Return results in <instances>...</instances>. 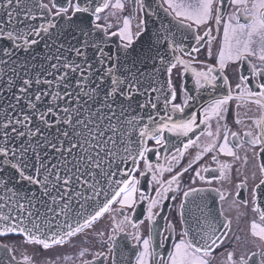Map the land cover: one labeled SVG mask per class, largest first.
Returning <instances> with one entry per match:
<instances>
[{
	"label": "snow or ice",
	"instance_id": "1",
	"mask_svg": "<svg viewBox=\"0 0 264 264\" xmlns=\"http://www.w3.org/2000/svg\"><path fill=\"white\" fill-rule=\"evenodd\" d=\"M198 181L233 186L244 235ZM10 234L37 248L22 264H264V0H0Z\"/></svg>",
	"mask_w": 264,
	"mask_h": 264
},
{
	"label": "flooded vegetation",
	"instance_id": "2",
	"mask_svg": "<svg viewBox=\"0 0 264 264\" xmlns=\"http://www.w3.org/2000/svg\"><path fill=\"white\" fill-rule=\"evenodd\" d=\"M45 2H47V0H45ZM201 58L203 59V51L201 53ZM190 85H191V81L189 80V86ZM233 107H234V105H233ZM243 112H244V110L241 109V113H242L241 118L245 120V124L250 123V121H248L247 118L243 116ZM254 112H255V108L253 107V111L250 112L249 115H252ZM228 123H229V126L231 127V129L233 131L242 132L243 130H245L243 128V126L237 125V124L234 123V112L229 114ZM201 128H203V126H201ZM214 129H215V122H213V130ZM201 142H206V137H201ZM197 151H199V149L190 148L188 153L186 154L185 160L182 161L181 164L182 165L185 164L187 162V160L191 159L195 155V153ZM241 155H243V152H241ZM219 159L221 161L227 160L228 162H231V158H228V157L219 156ZM161 162H163V161H161ZM200 165H206V166H208L210 168H213V169L216 168V164L211 160V154H206V156L202 159V161H200L197 165H194V168L198 167ZM216 174L218 175V173H216ZM169 175L170 174L165 173L164 178L168 179ZM189 175H191V173L185 174V176L182 178V187H187L190 184ZM205 175L210 177L212 175V173H208V174H205ZM249 176H250V173H249ZM236 182H239V181L237 180ZM144 186H146V183L144 184ZM195 186H197V187H218L222 191H224L226 196H227V199L222 202V201L219 200L218 195L213 193V194H211L209 196V204H210V206L213 205L214 213H217V216H219V212L222 210L223 213H224V216H226L229 219L233 220V225H232L233 232H235L236 234H239V235H244L246 233L247 228H248V219L247 218H242V220L239 223V228L243 229L244 232H237L238 225H237V221H236V211H235V209L230 208V206H229L230 205V201H231V199L233 197L228 195V193L232 192L234 194L233 186L231 184L224 183V182H221V181H213L212 185H206V184H203L202 182L198 181ZM242 195L246 197L247 193L246 192H242ZM212 201H215V204H212ZM178 202H179V200H177L176 202H173V201L169 200V201H166L165 203L167 205V204H175V203H178ZM163 215H167L169 217V219L174 224L177 225V231H179V228H180V225L178 223L179 217L176 215V213L174 211L173 212H169L167 207H166L164 213H162V216ZM249 216H251V213H249ZM219 218L223 219V217H219ZM109 222H110L109 221V217L106 214L105 217H103L101 219V221L98 222L97 227L103 229L104 227L108 226ZM160 223L163 224V220H161ZM142 227L146 229V225L142 226ZM2 245H8V247L10 249H12L11 255L15 256L16 261H18L20 263H22L23 257L25 255L33 256L37 252L36 246L25 244L24 241H23V238L20 237V236L12 235V236L0 237V246H2ZM0 250H2V248H0ZM220 251L221 250H217L218 253ZM72 252H73L72 248L70 246H68L67 249H66V254H72ZM47 256H48V253H40L39 256H37V259H39L40 257H45L46 258ZM222 259H223L222 256L217 255L216 260L214 261V264H221Z\"/></svg>",
	"mask_w": 264,
	"mask_h": 264
},
{
	"label": "bare ground",
	"instance_id": "3",
	"mask_svg": "<svg viewBox=\"0 0 264 264\" xmlns=\"http://www.w3.org/2000/svg\"><path fill=\"white\" fill-rule=\"evenodd\" d=\"M0 260H4V261L7 260V255L5 254L3 248L2 250H0Z\"/></svg>",
	"mask_w": 264,
	"mask_h": 264
},
{
	"label": "water",
	"instance_id": "4",
	"mask_svg": "<svg viewBox=\"0 0 264 264\" xmlns=\"http://www.w3.org/2000/svg\"><path fill=\"white\" fill-rule=\"evenodd\" d=\"M17 235H19V234H17ZM17 264H19V263H17Z\"/></svg>",
	"mask_w": 264,
	"mask_h": 264
}]
</instances>
